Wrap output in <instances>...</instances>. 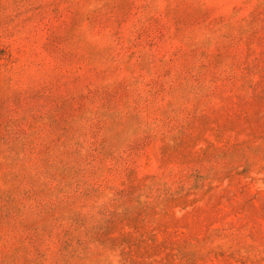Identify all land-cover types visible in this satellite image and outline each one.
Segmentation results:
<instances>
[{
  "label": "rangeland",
  "instance_id": "obj_1",
  "mask_svg": "<svg viewBox=\"0 0 264 264\" xmlns=\"http://www.w3.org/2000/svg\"><path fill=\"white\" fill-rule=\"evenodd\" d=\"M0 264H264V0H0Z\"/></svg>",
  "mask_w": 264,
  "mask_h": 264
}]
</instances>
